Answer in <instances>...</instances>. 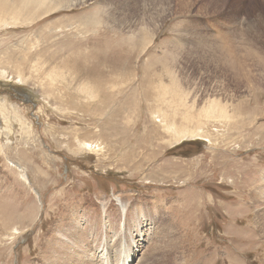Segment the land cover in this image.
Segmentation results:
<instances>
[{"label":"rangeland","instance_id":"obj_1","mask_svg":"<svg viewBox=\"0 0 264 264\" xmlns=\"http://www.w3.org/2000/svg\"><path fill=\"white\" fill-rule=\"evenodd\" d=\"M26 14L0 21V264L58 247L66 264H264V0Z\"/></svg>","mask_w":264,"mask_h":264},{"label":"bare ground","instance_id":"obj_2","mask_svg":"<svg viewBox=\"0 0 264 264\" xmlns=\"http://www.w3.org/2000/svg\"><path fill=\"white\" fill-rule=\"evenodd\" d=\"M71 1H73V0H16V1L13 0V2L17 3L18 7L16 6L15 9L10 10L9 12L3 11L4 5L0 4V21L6 20V19H11V20L17 19V21H18L20 18L23 19L24 13H26V10L29 11V14H26V18L28 21H30L32 18L31 16L37 15L39 17H43L51 9H54L55 7H57L61 4H67ZM115 15L117 16V14H114L112 16L109 15L108 17L110 19L109 18L108 19L111 20L112 22L115 21L114 20V19H116V17H114ZM118 16H119V13H118ZM118 18H120V17H118ZM127 20H129V19H127ZM121 22H119V23H121ZM35 63H37V62H35ZM19 70H20V68H19ZM14 74H16V73H14ZM81 85H82L81 87H83V84H81ZM85 87H87V86H85ZM215 102L216 101L209 100V102L207 104H205V106L203 108L204 114H206L208 118H217V120H222L224 122L227 121L228 119L230 120V115L228 114V112L226 110L227 106L221 105L219 103L215 104ZM216 114H217V116H216ZM252 119H254L253 116H252ZM89 147H90V144H89ZM82 149H87V145H83V143H82ZM88 151H89V149H88ZM263 182H264V180H263ZM117 201H118L117 205H119V207H120V218L124 222L126 220L125 216L128 212V205L126 203L121 202L120 200H117ZM104 203H105V201L102 203L101 209H102L103 213H106L107 208L104 207L105 206ZM74 232L75 233L72 234V236L76 238L78 236V232H76V231H74ZM56 239L60 240V235H59V237L55 236L53 238V241L56 242ZM78 249H81V248L78 247ZM46 253H47V255L44 258L45 264H66V259L64 258V256L61 255L59 247H58L57 251L50 250L49 252H46ZM102 257L103 256H101L100 258H102ZM102 262H104V259Z\"/></svg>","mask_w":264,"mask_h":264}]
</instances>
